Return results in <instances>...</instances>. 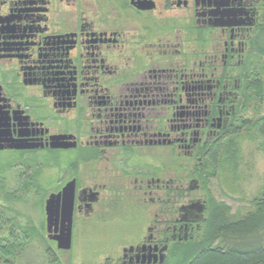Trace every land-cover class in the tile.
Here are the masks:
<instances>
[{
  "label": "flooded vegetation",
  "instance_id": "obj_1",
  "mask_svg": "<svg viewBox=\"0 0 264 264\" xmlns=\"http://www.w3.org/2000/svg\"><path fill=\"white\" fill-rule=\"evenodd\" d=\"M262 33L264 0H0V185L46 190L56 246L70 202L71 246L79 220L118 232L74 264L175 263L203 235L214 147L258 95ZM130 204L149 216L134 241Z\"/></svg>",
  "mask_w": 264,
  "mask_h": 264
},
{
  "label": "rangeland",
  "instance_id": "obj_2",
  "mask_svg": "<svg viewBox=\"0 0 264 264\" xmlns=\"http://www.w3.org/2000/svg\"><path fill=\"white\" fill-rule=\"evenodd\" d=\"M262 78L264 79V75ZM257 94L247 103L244 111H240V129L229 136V143L221 149L217 161L211 165L214 169L205 175L203 189L208 206L207 222L203 225L202 232L211 220L213 207L219 205L220 210L228 209L225 213L232 220L239 219L253 209V201L264 192V151L260 146L259 134L262 120L254 123L257 118L264 116V85L263 95L259 92ZM247 121L253 124L247 127ZM0 189V242L6 247L13 241L24 243L9 261L7 256L0 252V264H74L80 261L89 263L92 258L97 259V256L114 251L118 232L110 229L107 224L97 223L94 219L76 222L70 250L58 249L54 242L46 238L43 229L42 198L46 190L41 189V192L36 193L30 187L26 191L29 197L22 201L17 199L20 194L13 193L11 184H1ZM36 195L39 197L36 198ZM34 196L36 200L33 199ZM121 212L128 215L132 221L129 222L132 235L128 239L134 241L143 232L149 220L148 213L133 204L123 206ZM181 252L182 250L173 264L178 263Z\"/></svg>",
  "mask_w": 264,
  "mask_h": 264
},
{
  "label": "trees",
  "instance_id": "obj_3",
  "mask_svg": "<svg viewBox=\"0 0 264 264\" xmlns=\"http://www.w3.org/2000/svg\"><path fill=\"white\" fill-rule=\"evenodd\" d=\"M258 42L264 52V33L261 34ZM263 85L264 79L261 78L257 89L261 95H263ZM261 120L260 146L264 151V116L257 118L254 123ZM245 124L247 126L253 123L247 121ZM228 143L229 139L218 142L214 147V162L221 154V149ZM253 206L244 217L235 220L225 213L228 209L224 211L220 210L221 206L218 210L217 207H213L214 212L201 239L195 247L191 244L182 246L181 257L177 264H264V192L253 201ZM2 243L0 242V252L7 256L8 261L24 244L13 241L6 247Z\"/></svg>",
  "mask_w": 264,
  "mask_h": 264
},
{
  "label": "water",
  "instance_id": "obj_4",
  "mask_svg": "<svg viewBox=\"0 0 264 264\" xmlns=\"http://www.w3.org/2000/svg\"><path fill=\"white\" fill-rule=\"evenodd\" d=\"M68 188L65 189L64 192H68ZM52 198L49 199L46 203L45 210L48 215V219L50 218L51 214V206H52ZM64 209L62 211V217L67 220L68 224L66 229H64V234L55 237V241L57 242V248L62 250H68L71 247V218H72V203H66L64 206ZM82 264V263H80Z\"/></svg>",
  "mask_w": 264,
  "mask_h": 264
}]
</instances>
